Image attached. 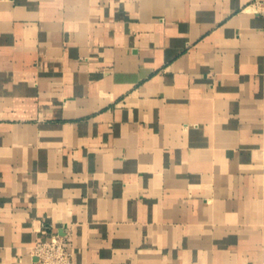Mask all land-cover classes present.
I'll use <instances>...</instances> for the list:
<instances>
[{
	"label": "crops",
	"instance_id": "crops-1",
	"mask_svg": "<svg viewBox=\"0 0 264 264\" xmlns=\"http://www.w3.org/2000/svg\"><path fill=\"white\" fill-rule=\"evenodd\" d=\"M250 2L0 0V264H264Z\"/></svg>",
	"mask_w": 264,
	"mask_h": 264
},
{
	"label": "built area",
	"instance_id": "built-area-1",
	"mask_svg": "<svg viewBox=\"0 0 264 264\" xmlns=\"http://www.w3.org/2000/svg\"><path fill=\"white\" fill-rule=\"evenodd\" d=\"M246 10L264 20V0H251ZM42 227L47 228L44 224ZM30 254L33 258L31 264H73L71 229H67L63 235L50 233L45 240L31 247Z\"/></svg>",
	"mask_w": 264,
	"mask_h": 264
}]
</instances>
